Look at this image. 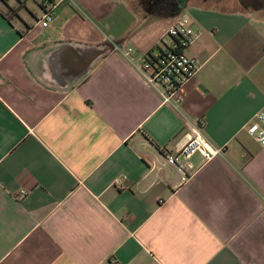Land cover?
I'll return each instance as SVG.
<instances>
[{"label":"crops","instance_id":"crops-1","mask_svg":"<svg viewBox=\"0 0 264 264\" xmlns=\"http://www.w3.org/2000/svg\"><path fill=\"white\" fill-rule=\"evenodd\" d=\"M183 1L0 0V264H264V0ZM180 23L199 67L164 102L114 46ZM195 129L224 149L181 181Z\"/></svg>","mask_w":264,"mask_h":264},{"label":"built area","instance_id":"built-area-1","mask_svg":"<svg viewBox=\"0 0 264 264\" xmlns=\"http://www.w3.org/2000/svg\"><path fill=\"white\" fill-rule=\"evenodd\" d=\"M56 4H49L40 20L41 26L46 27L52 20V8ZM199 31L189 26L180 24L171 25L163 33L157 44L156 52L143 55L138 62L135 59V50L132 47L114 46V49L134 62L136 73L149 86L157 88L164 102L178 103L183 101V87L187 81L197 72L198 62L190 57L188 48L198 37ZM245 130L255 141L264 146V113L259 112L245 126ZM224 146L211 145L202 135L199 129L193 130L184 143L170 153H164L166 165L175 166L181 181L189 178L195 169L190 161L193 155L199 154L203 163L215 159L223 151ZM112 184L117 188L122 186L120 178L113 179ZM28 191L20 189L17 197L25 198Z\"/></svg>","mask_w":264,"mask_h":264},{"label":"trees","instance_id":"trees-1","mask_svg":"<svg viewBox=\"0 0 264 264\" xmlns=\"http://www.w3.org/2000/svg\"><path fill=\"white\" fill-rule=\"evenodd\" d=\"M161 2V6H164L165 11H167V13H169L170 11H172V13L174 12V10H176V7L178 6V4H181L182 2H184L183 0H160Z\"/></svg>","mask_w":264,"mask_h":264},{"label":"flooded vegetation","instance_id":"flooded-vegetation-1","mask_svg":"<svg viewBox=\"0 0 264 264\" xmlns=\"http://www.w3.org/2000/svg\"><path fill=\"white\" fill-rule=\"evenodd\" d=\"M241 3L247 8L255 7L258 3V0H241Z\"/></svg>","mask_w":264,"mask_h":264}]
</instances>
